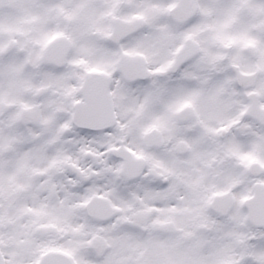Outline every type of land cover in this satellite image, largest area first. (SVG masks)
<instances>
[{"label":"snow or ice","instance_id":"1","mask_svg":"<svg viewBox=\"0 0 264 264\" xmlns=\"http://www.w3.org/2000/svg\"><path fill=\"white\" fill-rule=\"evenodd\" d=\"M0 264H264V0H0Z\"/></svg>","mask_w":264,"mask_h":264}]
</instances>
